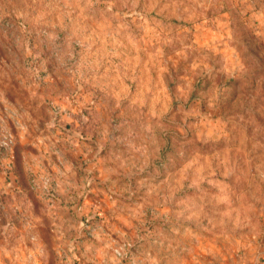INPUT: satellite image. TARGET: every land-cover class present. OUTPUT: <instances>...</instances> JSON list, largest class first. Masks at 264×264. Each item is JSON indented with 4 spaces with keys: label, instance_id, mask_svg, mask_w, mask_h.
I'll use <instances>...</instances> for the list:
<instances>
[{
    "label": "rangeland",
    "instance_id": "1",
    "mask_svg": "<svg viewBox=\"0 0 264 264\" xmlns=\"http://www.w3.org/2000/svg\"><path fill=\"white\" fill-rule=\"evenodd\" d=\"M0 264H264V0H0Z\"/></svg>",
    "mask_w": 264,
    "mask_h": 264
}]
</instances>
